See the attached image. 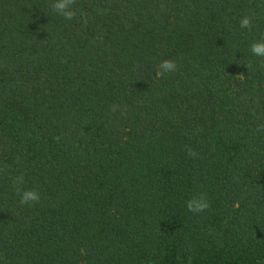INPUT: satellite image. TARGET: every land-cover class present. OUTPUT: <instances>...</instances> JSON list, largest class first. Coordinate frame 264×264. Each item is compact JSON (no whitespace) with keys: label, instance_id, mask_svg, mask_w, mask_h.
I'll list each match as a JSON object with an SVG mask.
<instances>
[{"label":"trees","instance_id":"obj_1","mask_svg":"<svg viewBox=\"0 0 264 264\" xmlns=\"http://www.w3.org/2000/svg\"><path fill=\"white\" fill-rule=\"evenodd\" d=\"M51 2L0 0V264H264V0Z\"/></svg>","mask_w":264,"mask_h":264},{"label":"clouds","instance_id":"obj_2","mask_svg":"<svg viewBox=\"0 0 264 264\" xmlns=\"http://www.w3.org/2000/svg\"><path fill=\"white\" fill-rule=\"evenodd\" d=\"M76 0H52L50 4L51 11L56 15L62 17L65 20L71 21L76 17L75 6ZM253 17L251 15H244L239 20V27L241 29L251 30L253 27ZM250 52L252 55L260 58H264V38L253 41L250 45ZM250 68L251 65H246ZM264 67V63L261 64ZM157 76L162 77L167 73H172L178 71V64L175 60L165 59L159 63L157 66ZM118 106H113L112 111L115 112ZM264 129V125L261 126ZM56 139H59L57 137ZM188 155L195 158L198 153L194 149H187ZM7 170V165L0 167V174L5 173ZM25 184L24 175H17L12 179V187L16 194L20 197L19 203L22 206H31L39 203L41 200L40 192L37 189H25L23 185ZM210 202L207 198V194L200 192L198 195L192 196L186 201V207L189 212L194 214H200L210 208Z\"/></svg>","mask_w":264,"mask_h":264}]
</instances>
